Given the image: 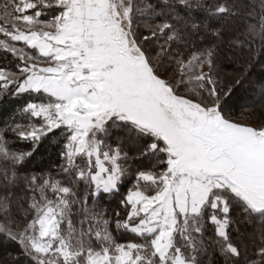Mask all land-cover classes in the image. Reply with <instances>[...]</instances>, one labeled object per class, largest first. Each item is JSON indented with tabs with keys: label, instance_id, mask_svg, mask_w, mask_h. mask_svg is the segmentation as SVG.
<instances>
[{
	"label": "snow or ice",
	"instance_id": "1",
	"mask_svg": "<svg viewBox=\"0 0 264 264\" xmlns=\"http://www.w3.org/2000/svg\"><path fill=\"white\" fill-rule=\"evenodd\" d=\"M243 5L0 0V264H264V0Z\"/></svg>",
	"mask_w": 264,
	"mask_h": 264
},
{
	"label": "trees",
	"instance_id": "2",
	"mask_svg": "<svg viewBox=\"0 0 264 264\" xmlns=\"http://www.w3.org/2000/svg\"><path fill=\"white\" fill-rule=\"evenodd\" d=\"M252 0H249V3H251ZM236 3L240 5V7L243 9V0H236ZM238 23V22H237ZM5 56L0 50V64H4ZM258 91L259 89H256V92H247L242 93L239 103L242 105H245L246 107H237L234 110V115L241 119V116L244 114H248V116L251 118V121L253 123H257L260 120V104L258 103ZM57 151V146L54 144H49L45 151L42 153L41 156H38L36 159V163L33 166L34 168L38 165H47L50 160H55V154ZM124 191V189H122ZM120 200V194H117L113 197L108 198L106 201L105 206L111 211V209L115 208ZM243 227V226H242ZM132 235V234H128ZM14 255V253H12ZM0 257H3L5 259H8V253H6L3 249H0Z\"/></svg>",
	"mask_w": 264,
	"mask_h": 264
},
{
	"label": "rangeland",
	"instance_id": "3",
	"mask_svg": "<svg viewBox=\"0 0 264 264\" xmlns=\"http://www.w3.org/2000/svg\"><path fill=\"white\" fill-rule=\"evenodd\" d=\"M241 120L246 121V122H252L251 118L248 116V114H246V115L243 114L241 116Z\"/></svg>",
	"mask_w": 264,
	"mask_h": 264
}]
</instances>
